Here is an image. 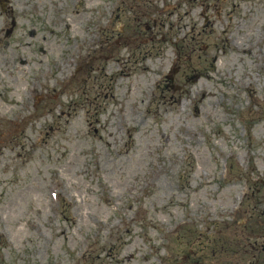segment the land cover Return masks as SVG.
<instances>
[{"label":"rangeland","instance_id":"374dc122","mask_svg":"<svg viewBox=\"0 0 264 264\" xmlns=\"http://www.w3.org/2000/svg\"><path fill=\"white\" fill-rule=\"evenodd\" d=\"M0 264H264V0H0Z\"/></svg>","mask_w":264,"mask_h":264},{"label":"bare ground","instance_id":"6f19581e","mask_svg":"<svg viewBox=\"0 0 264 264\" xmlns=\"http://www.w3.org/2000/svg\"><path fill=\"white\" fill-rule=\"evenodd\" d=\"M256 59H257V64H258V66H260L261 65V63H262V54H261V56H256Z\"/></svg>","mask_w":264,"mask_h":264},{"label":"water","instance_id":"95a60500","mask_svg":"<svg viewBox=\"0 0 264 264\" xmlns=\"http://www.w3.org/2000/svg\"><path fill=\"white\" fill-rule=\"evenodd\" d=\"M166 77H167V78H169L170 76H169V75H167Z\"/></svg>","mask_w":264,"mask_h":264}]
</instances>
